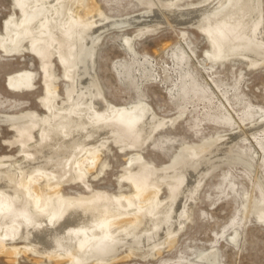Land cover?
<instances>
[{"label":"bare ground","instance_id":"obj_1","mask_svg":"<svg viewBox=\"0 0 264 264\" xmlns=\"http://www.w3.org/2000/svg\"><path fill=\"white\" fill-rule=\"evenodd\" d=\"M160 3L149 0L146 11L120 21L143 17L152 10L167 15L177 4L169 2L164 8ZM212 3L183 9L173 17L180 16V24H193L204 33L209 42L208 60L218 63L243 58L249 59L251 66L263 63L262 8L248 29L249 0H223L216 7H211ZM228 3V13L218 16ZM13 6L17 12L3 25L0 51L13 55L28 50L38 58L45 87L41 103L48 113L0 114V125L9 123L19 134L23 156L18 163L6 162L13 156L0 157V253L13 260L21 252L31 251L66 264H106L118 257L121 247H127L126 255L146 258L164 243L173 242L192 215L196 201H190L197 200L207 177L227 162L249 164L231 151L239 134L219 135L211 146L187 149L178 168H157L141 149L171 119L159 117L145 101L131 105L110 102L95 70L100 39L120 24L122 28L123 23L109 16L101 19L104 22L97 20V13L103 17L104 12L95 0H15ZM216 8L215 19L208 16L207 22L198 26L202 12ZM152 26L142 24L137 36L152 31ZM126 44L134 50L131 38ZM252 56L255 58L250 60ZM55 60L63 68L64 79L74 85L63 104L59 102L57 80L61 77L56 74ZM36 75L20 70L9 75L7 83L17 91L32 90ZM35 130L39 131L38 140ZM110 139L122 149L138 150L127 158L126 174L120 176L132 189L130 193L95 191L88 179L102 173V152ZM134 164L141 170L133 171ZM98 165L101 167L95 172ZM71 183H81L95 194L87 200L69 198L63 189ZM165 186L170 190L168 199L160 197ZM258 217L264 221V210ZM20 239L24 244H16ZM215 256L213 251L205 259L215 262Z\"/></svg>","mask_w":264,"mask_h":264},{"label":"rangeland","instance_id":"obj_2","mask_svg":"<svg viewBox=\"0 0 264 264\" xmlns=\"http://www.w3.org/2000/svg\"><path fill=\"white\" fill-rule=\"evenodd\" d=\"M14 1L0 0V32L4 31L6 19H11L16 10ZM148 1L95 0L98 9L104 12L103 17L97 13L96 19L104 22L106 20L101 19L109 16L120 21L146 11ZM154 1L161 2L164 8L169 2L177 4L166 12L168 16L152 10L146 17L120 21L122 28L121 24L119 29L113 27L100 39L94 59L105 96L116 105L145 101L159 117L171 119L141 149L146 160L159 169L178 168L186 158L187 149L211 146L216 143L217 136L227 137L234 132L239 135L231 151L249 164L227 162L207 177L197 200L190 201H196L192 215L173 242L164 243L160 250L146 258L126 255L127 247H121L118 257L106 264H264V221L258 217L264 210V62L251 66L249 59L243 58L218 63L207 59L205 53L209 42L204 33L193 24H180V16L173 17V14L206 5L210 0ZM221 1L213 0L210 6L216 7ZM229 5L221 8L218 16L228 13ZM261 8L264 29V0H249L245 17L247 28L261 13ZM217 10L202 12L203 16L196 21L198 26L207 22L208 16L215 19L213 15ZM145 23L153 25L152 31L137 36V28ZM127 38H131L134 50L126 44ZM55 63L56 74L61 77L57 80L59 102L63 104L72 95L74 85L64 79L59 61L55 60ZM40 65L38 58L28 50L13 55L0 53V114L48 113L41 103L45 87ZM20 70L37 73L35 88L17 91L8 85L9 75ZM180 113L184 115L180 116ZM12 128L9 123L0 125V157L13 156L6 162L18 163L23 156L17 140L19 134ZM34 134L38 140L39 131L35 130ZM107 145L102 152L101 159L105 163L102 173L97 178H88L93 189L113 194L132 192L120 176L126 174L127 158L138 150L122 149L111 139ZM99 167L101 165L95 172ZM132 169L135 172L141 170L136 164ZM63 192L69 198L86 200L95 194L81 183L68 184ZM160 197L170 198L167 186ZM16 244L24 242L20 239ZM213 251L216 261L205 259ZM33 253L21 252L17 260L0 253V264H37L38 261L41 264H66ZM87 264L96 263L90 261Z\"/></svg>","mask_w":264,"mask_h":264}]
</instances>
